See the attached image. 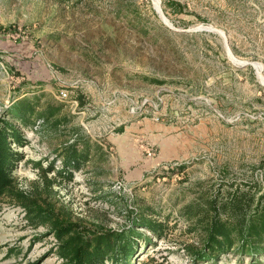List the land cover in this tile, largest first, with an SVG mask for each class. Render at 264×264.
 Segmentation results:
<instances>
[{
	"label": "rangeland",
	"instance_id": "obj_1",
	"mask_svg": "<svg viewBox=\"0 0 264 264\" xmlns=\"http://www.w3.org/2000/svg\"><path fill=\"white\" fill-rule=\"evenodd\" d=\"M159 1L175 29L155 0H0V116L22 97L63 105L68 124L25 132L19 185L56 178L50 202L90 227L122 230L129 212L153 209L169 238L135 264H192L180 209L250 185L264 195V0ZM74 132L102 149L61 176ZM43 232L1 201L0 264H62Z\"/></svg>",
	"mask_w": 264,
	"mask_h": 264
},
{
	"label": "trees",
	"instance_id": "obj_2",
	"mask_svg": "<svg viewBox=\"0 0 264 264\" xmlns=\"http://www.w3.org/2000/svg\"><path fill=\"white\" fill-rule=\"evenodd\" d=\"M44 96L16 99L0 116V202L20 208L27 227L43 228L40 238L52 236L55 240L52 253L62 264H135L140 251L154 241L169 238L168 220L157 218V211L141 207L129 212L130 225L122 230L90 227L73 221L70 211H60L50 202L56 178L45 175L40 190L28 191L19 185L15 170L24 160L18 149L28 145L25 132L40 133L42 124L58 130L70 121L68 117L57 119L63 105L47 104L42 110ZM59 149L57 158L62 159L64 168L59 174L72 177L71 172L81 171L82 164L102 147L74 132L72 141L63 143ZM51 168L55 171L54 166ZM250 186L229 191L227 195L202 196V204H188L177 212L178 218L187 222V234L196 239L184 246L185 256L192 264H219L225 256L249 257L254 262L264 257V195L258 197L254 192L257 186ZM140 264L147 262L143 260Z\"/></svg>",
	"mask_w": 264,
	"mask_h": 264
},
{
	"label": "water",
	"instance_id": "obj_3",
	"mask_svg": "<svg viewBox=\"0 0 264 264\" xmlns=\"http://www.w3.org/2000/svg\"><path fill=\"white\" fill-rule=\"evenodd\" d=\"M158 7H159V11H160V13H161V15H162L161 18H162L164 24H166L167 26H169V27L172 28V29H175V28H174V27L168 22V20L165 18V16L163 15V12H162L161 7H160V1H159V4H158ZM155 9H156V11L158 12L156 6H155ZM160 13L158 12V14H160ZM220 33L224 35L223 32H220ZM229 52H230V51H229ZM230 55L233 56L231 52H230Z\"/></svg>",
	"mask_w": 264,
	"mask_h": 264
},
{
	"label": "built area",
	"instance_id": "obj_4",
	"mask_svg": "<svg viewBox=\"0 0 264 264\" xmlns=\"http://www.w3.org/2000/svg\"><path fill=\"white\" fill-rule=\"evenodd\" d=\"M59 98L64 100V101H67L69 100L71 97H70V92L68 91V89H62L60 92H59Z\"/></svg>",
	"mask_w": 264,
	"mask_h": 264
},
{
	"label": "bare ground",
	"instance_id": "obj_5",
	"mask_svg": "<svg viewBox=\"0 0 264 264\" xmlns=\"http://www.w3.org/2000/svg\"><path fill=\"white\" fill-rule=\"evenodd\" d=\"M156 1V5L158 6V2H157V0H155Z\"/></svg>",
	"mask_w": 264,
	"mask_h": 264
}]
</instances>
